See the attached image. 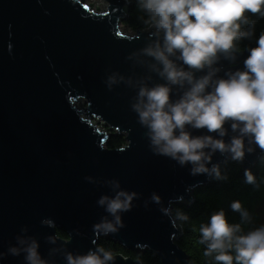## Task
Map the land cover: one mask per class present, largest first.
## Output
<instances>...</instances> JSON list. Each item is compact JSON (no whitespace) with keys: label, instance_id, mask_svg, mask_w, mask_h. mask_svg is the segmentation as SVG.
<instances>
[{"label":"water","instance_id":"1","mask_svg":"<svg viewBox=\"0 0 264 264\" xmlns=\"http://www.w3.org/2000/svg\"><path fill=\"white\" fill-rule=\"evenodd\" d=\"M90 2L94 5L88 7L85 0H0V251L7 253L16 245V236L27 227L42 257L54 264L66 260L60 254L49 258L50 248L85 254L101 238L129 252L150 251L161 264H191L177 245L178 223L174 226L161 205L149 198L155 192L164 207L181 197L173 206L191 204L194 191L212 178L191 176V165L180 167L153 154L146 129L131 109L136 89L121 83L109 90L106 84L113 72L126 77L146 73L127 57L146 45L148 34H123L129 6L125 0H108L107 8L96 7L98 0ZM248 55L239 53L234 62L221 57L218 77L244 70ZM153 80L163 82L154 74ZM189 130L194 136L208 134L205 129ZM231 135L229 127L225 140ZM112 136L125 137L126 146L108 150ZM262 156L256 148L241 164L252 168ZM225 160L217 152L212 163L221 167ZM88 176L119 180L121 188L140 194L132 209L121 213L125 226L117 233L94 232L93 226L108 215L97 201L113 193L104 183L88 182ZM192 185L198 186L187 191ZM44 219L54 221L55 227L43 225ZM57 232L68 240L58 238ZM50 235L62 241L52 245L46 240ZM0 264L26 262L23 254L5 255ZM114 264L141 263L116 256Z\"/></svg>","mask_w":264,"mask_h":264},{"label":"clouds","instance_id":"2","mask_svg":"<svg viewBox=\"0 0 264 264\" xmlns=\"http://www.w3.org/2000/svg\"><path fill=\"white\" fill-rule=\"evenodd\" d=\"M131 3L133 0H125L126 5ZM135 5L148 42L127 59L143 67L146 73L126 77L113 72L106 80L109 90L121 83L136 89L131 109L146 129L154 155L170 158L180 167L191 165V176L227 179L220 164L212 163L215 153L225 155V163H241L256 148L264 153V31L256 39L255 47L244 49L249 53L244 70L228 71L226 78H221L217 75L221 69L216 65L221 57L234 62L242 51L240 42L253 38L257 22L249 14L264 18V0H135ZM108 6V0H98L96 4L98 8ZM201 72L205 74L196 75ZM153 74L163 82H154ZM226 125L232 133L227 141ZM189 129H205L208 134L194 136ZM244 178L245 183L260 187L250 169H245ZM85 179L104 183L113 193L102 195L97 201L108 215L93 226L94 232L117 233L125 226L121 213L130 211L140 194L124 190L116 179ZM197 186L192 185L187 191ZM149 200L161 205L160 211L174 226L190 219L181 208L173 209L174 203L183 201L182 197L175 202L170 200L167 207L155 192ZM149 200H145V207ZM230 208L239 213V223H230L223 208L200 223L203 255L212 264H264V223L245 231L246 225L253 224L251 213L239 200L232 201ZM41 223L55 227L51 219ZM27 232V227L22 228L15 238L16 245H10L7 253L0 251V259L23 254L26 264H54L42 257L38 240ZM46 240L55 245L60 239L50 235ZM57 254L64 257L66 264H114L115 260L103 247L89 249L85 254H73L63 246L50 248L49 258Z\"/></svg>","mask_w":264,"mask_h":264},{"label":"trees","instance_id":"3","mask_svg":"<svg viewBox=\"0 0 264 264\" xmlns=\"http://www.w3.org/2000/svg\"><path fill=\"white\" fill-rule=\"evenodd\" d=\"M127 15L128 18L123 23L126 28L135 33L146 32L144 26L137 19L141 13L136 9L135 0L127 7ZM249 18L257 22L255 34L251 40L240 42L242 50L240 53L248 52L244 50L246 47H255L256 39L264 31V18L251 14H249ZM125 146V137L112 136L107 149L114 151L123 149ZM220 168L222 175L227 179H212L208 186L194 191L193 203L184 202L173 206V209L181 208L190 218L187 222H177L181 231L177 245L188 255L191 264H212L210 258L203 255L205 246L199 243V225L201 222H207L213 211L223 208L230 223H239V213L233 212L230 208L232 201L239 200L253 217V224L246 225L245 231L250 227L264 223V182H262L264 181V163H261L260 160L256 166L249 168L257 177V182L260 184L258 189L245 183L244 171L247 168L243 164L230 160ZM57 236L60 239L68 240L67 235L62 232H57ZM97 247H103L110 251L114 257L122 256L141 264H161L160 260L150 251L129 252L106 238H101Z\"/></svg>","mask_w":264,"mask_h":264},{"label":"rangeland","instance_id":"4","mask_svg":"<svg viewBox=\"0 0 264 264\" xmlns=\"http://www.w3.org/2000/svg\"><path fill=\"white\" fill-rule=\"evenodd\" d=\"M85 5H87L88 7H90L91 5H94V3H91L90 0H85ZM121 30H123V34L126 35V36H133V35L135 34V32H132V31H130L128 28H126V27L124 26V24L121 26ZM79 108H80V109H83V108H84V105L81 104V105L79 106ZM98 121H100V120H98ZM98 121L95 122V125H96L97 127H102L104 130H106V132H107L109 135H111L112 133L109 132L106 128H104L102 122H98Z\"/></svg>","mask_w":264,"mask_h":264}]
</instances>
